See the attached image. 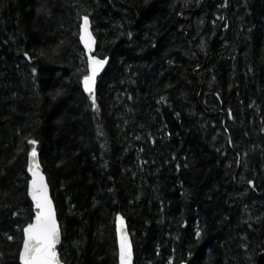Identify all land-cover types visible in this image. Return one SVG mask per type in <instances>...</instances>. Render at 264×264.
<instances>
[{"label": "trees", "instance_id": "16d2710c", "mask_svg": "<svg viewBox=\"0 0 264 264\" xmlns=\"http://www.w3.org/2000/svg\"><path fill=\"white\" fill-rule=\"evenodd\" d=\"M84 14L108 57L96 108L81 87ZM261 128L264 0H0V264H19L32 215L28 139L65 264H117V214L134 264H257Z\"/></svg>", "mask_w": 264, "mask_h": 264}, {"label": "snow or ice", "instance_id": "6c2138e0", "mask_svg": "<svg viewBox=\"0 0 264 264\" xmlns=\"http://www.w3.org/2000/svg\"><path fill=\"white\" fill-rule=\"evenodd\" d=\"M37 11L41 12L45 10L38 9ZM80 20L82 22L79 24V41L83 44L84 53L87 57V71L86 74H82L81 83L83 91L89 95L92 101V107L96 108L93 85L95 84L97 74L104 67L108 57L101 59L92 54L95 41L90 31L89 15L84 14L80 17ZM53 51H55V49H53ZM37 55L46 57L47 54L41 49ZM24 56L29 60L33 59L27 52L24 53ZM32 71L35 73L36 69L33 68ZM57 95H59V93H57ZM164 99L163 96L160 97V100ZM229 116H231V112H229ZM225 131H227V129H225ZM261 132H264V128H261ZM27 143L33 146L32 150L28 153L27 172L30 174V179L26 181L27 196L31 198L30 210L32 215L30 216V222L22 227V245L18 250L19 261L20 264H60L56 248V245L60 242V228L57 223V215L53 208V202L49 197V185L45 180L44 174L40 170V165L35 162L37 157L35 146L38 141L36 139H28ZM237 162L239 163L238 160ZM9 163H11V161ZM246 183L250 186L253 185L252 180H247ZM4 195H7V193ZM12 215L16 216L18 214L13 212ZM116 221L119 244V264H131L132 248L128 236L123 232L121 227L123 217L117 214ZM195 236L197 238L201 236V232L198 228L195 231ZM8 239L12 240L14 237L8 236ZM168 264H173L171 258H169ZM181 264H184V262L181 261Z\"/></svg>", "mask_w": 264, "mask_h": 264}, {"label": "water", "instance_id": "95a60500", "mask_svg": "<svg viewBox=\"0 0 264 264\" xmlns=\"http://www.w3.org/2000/svg\"><path fill=\"white\" fill-rule=\"evenodd\" d=\"M181 18V16H179V19ZM90 31L92 32V30H91V26H90ZM186 32V31H185ZM92 35H93V33H92ZM93 37H94V35H93ZM79 39V38H78ZM94 44H93V49H92V54L93 55H95V53H96V39H95V37H94ZM79 43H80V41H79ZM80 46H81V48H82V50H83V52H84V48H83V44H81L80 43ZM85 54V53H84ZM86 56V55H85ZM87 58V57H86ZM107 63H108V60H106V62H105V65H104V67L101 69V71L97 74V76H96V81L103 75V73H104V71L106 70V68H107ZM96 81H95V83H96ZM81 87H82V91H83V86H82V83H81ZM94 89H95V84L93 85V93H94ZM83 93L84 94H87V93H85L84 91H83ZM28 159H29V157L27 158V164H28ZM37 164H39L40 165V170H41V172L44 174V176H45V180H46V182L48 183V181H47V178H46V175H45V173H44V171H43V168H42V166H41V163H40V159H39V155H38V152H37V157H36V161H35ZM26 172H27V166H26ZM27 175H28V177H29V179H30V174L27 172ZM49 185V184H48ZM250 186V185H249ZM250 187H252V186H250ZM49 197L51 198V200H52V202H53V208H54V210L56 211V208H55V204H54V201H53V199H52V196H51V192H50V187H49ZM29 198V200H30V202H31V198L30 197H28ZM56 215H57V212H56ZM57 223H58V226H59V228H60V242L56 245V248H57V253H58V259L60 260V264H65L64 262H62L61 261V259H60V256H59V252H58V248H59V246H60V244H61V241H62V233H61V227H60V223H59V221H58V219H57ZM121 227H122V229H123V232L128 236V240H129V243L131 244V248H132V262H131V264H134V250H133V245H132V241H131V237H130V234H129V231H128V227H127V224H126V222L123 220V223H122V225H121ZM115 239H116V248H117V264H119V259H118V249H119V244H118V235H117V221H115ZM21 245H22V242H21ZM18 263L20 264V261H19V256H18ZM257 264H264V232H263V252L261 253V254H259L258 255V257H257Z\"/></svg>", "mask_w": 264, "mask_h": 264}]
</instances>
